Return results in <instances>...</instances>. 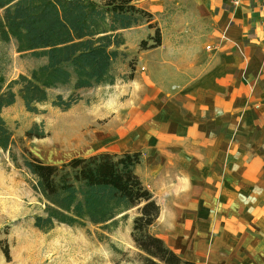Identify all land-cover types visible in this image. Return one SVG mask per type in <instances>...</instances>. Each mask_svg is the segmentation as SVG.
<instances>
[{
	"label": "crops",
	"instance_id": "obj_1",
	"mask_svg": "<svg viewBox=\"0 0 264 264\" xmlns=\"http://www.w3.org/2000/svg\"><path fill=\"white\" fill-rule=\"evenodd\" d=\"M135 2H174V21L139 46L98 132L140 151L159 204L149 231L181 258L264 264V0Z\"/></svg>",
	"mask_w": 264,
	"mask_h": 264
},
{
	"label": "trees",
	"instance_id": "obj_2",
	"mask_svg": "<svg viewBox=\"0 0 264 264\" xmlns=\"http://www.w3.org/2000/svg\"><path fill=\"white\" fill-rule=\"evenodd\" d=\"M151 19L152 12L135 0H0V40L14 39L17 51L45 57L28 74L20 73L5 85L0 76V149L8 150L17 162L11 150L12 133L1 114L17 93L26 109L33 111L36 102L47 99L48 88L71 81L74 89L114 82L111 65L124 42L120 29L148 22L154 27L148 35L152 42L143 38L139 45L155 46L161 41V31ZM132 76L133 67L123 77ZM79 98L74 93L66 98L58 93L52 104L67 109ZM26 134L44 135L31 128ZM24 150L27 155H22L21 164L31 174L32 187L43 202L42 211L34 215V226L48 230L57 223L75 225L88 220L111 228L118 215L124 218L129 208L136 207L130 236L139 249L141 264H195L149 231L159 204L134 169L140 151L104 149L51 162ZM2 248L8 259L7 246Z\"/></svg>",
	"mask_w": 264,
	"mask_h": 264
},
{
	"label": "rangeland",
	"instance_id": "obj_3",
	"mask_svg": "<svg viewBox=\"0 0 264 264\" xmlns=\"http://www.w3.org/2000/svg\"><path fill=\"white\" fill-rule=\"evenodd\" d=\"M172 2L167 8L152 12V19L161 33L174 17L170 15ZM149 30V31H148ZM154 27L140 22L120 29L124 42L120 54L111 65L115 76L113 83L100 82L92 86L74 89L72 81L47 89V99L36 102V110H28L17 93L15 101L2 108L1 114L11 130V150L17 156L12 161L9 151L0 149V264H141L139 250L130 237L132 217L136 207L120 218L111 228L91 223L68 225L57 223L48 230L33 225L34 215L42 211L43 202L32 187V176L21 164L27 148L44 161L61 162L71 156L86 155L93 150L121 151L108 142L98 129L110 114L108 109L118 93L123 76L136 57L140 40L148 38ZM44 56H36L29 50L17 51L14 39L0 40V76L2 84L28 74L34 66L42 63ZM4 85L2 88H4ZM18 85H14L16 90ZM60 93L66 98L70 93L80 95L77 102L63 109L53 105L52 100ZM117 97V96H116ZM43 132V136L26 130ZM2 245L8 248L9 258Z\"/></svg>",
	"mask_w": 264,
	"mask_h": 264
},
{
	"label": "built area",
	"instance_id": "obj_4",
	"mask_svg": "<svg viewBox=\"0 0 264 264\" xmlns=\"http://www.w3.org/2000/svg\"><path fill=\"white\" fill-rule=\"evenodd\" d=\"M239 0H231L232 3H237Z\"/></svg>",
	"mask_w": 264,
	"mask_h": 264
}]
</instances>
